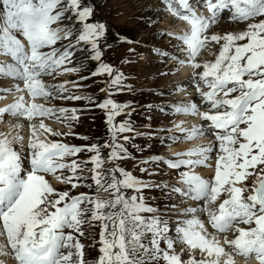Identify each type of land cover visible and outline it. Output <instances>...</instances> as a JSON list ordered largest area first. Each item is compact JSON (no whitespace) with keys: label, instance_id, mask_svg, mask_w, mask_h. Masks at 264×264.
<instances>
[{"label":"snow or ice","instance_id":"1","mask_svg":"<svg viewBox=\"0 0 264 264\" xmlns=\"http://www.w3.org/2000/svg\"><path fill=\"white\" fill-rule=\"evenodd\" d=\"M161 3V11L189 26L175 37L182 42L181 55L152 49L144 58L149 63L153 57L164 63L171 58L174 66L187 68L188 88L181 90L192 88L195 96L158 110L199 123L174 119L157 128L149 115L144 126L149 131L141 132L132 119L133 104L114 99L127 87V77L105 62V48L113 45L90 0H0V50L12 61L0 68L12 85L2 94L12 99L0 107V120L13 128L0 138V255L11 257L12 264H88L82 238L90 234L89 246L99 252L95 264H238L237 258L264 264V0ZM225 19L240 30L217 33L214 25ZM129 52L141 56L136 49ZM69 72L79 74L70 96L64 95L66 84L46 80ZM90 80L104 85L102 101L83 94ZM53 99L85 101L101 110L107 139L84 145L55 139L88 137L71 130L76 110L69 116L67 108L47 106ZM146 108L152 112L153 106ZM121 116L125 119L118 121ZM52 119L69 131L54 130L46 122ZM24 128L26 146L17 131ZM139 138L150 142L140 146ZM200 140L206 143L171 157L135 154L157 144ZM127 161L135 162L140 176L122 166ZM194 169H207V178ZM166 174L175 182L163 180ZM81 188L93 194H76ZM153 191L168 202L162 215L148 204L146 192ZM94 222L98 237L83 227Z\"/></svg>","mask_w":264,"mask_h":264},{"label":"rangeland","instance_id":"2","mask_svg":"<svg viewBox=\"0 0 264 264\" xmlns=\"http://www.w3.org/2000/svg\"><path fill=\"white\" fill-rule=\"evenodd\" d=\"M90 2L95 6L96 18L108 26V43H111L113 47L105 48L107 56L110 57L116 69L122 71L127 77L124 82L125 85L133 82V76H135L134 68L139 65L137 66L138 62L129 63V61L135 59V55L130 53L129 49H135L140 46L141 52H143V46L146 43L155 42L154 36L158 29L152 28V24L148 22L151 17V11L145 8L140 10L141 7L139 5L142 3H137L135 0H90ZM143 14H148L150 17H143ZM220 28L228 31L238 30V27L233 29V26L223 23L220 24ZM220 28L218 29L221 30ZM125 39L134 42L138 41L139 44L125 43L123 42ZM143 66L139 70H143ZM153 69L154 67L151 66L147 71L151 72ZM167 83V81L161 80L158 86L165 87ZM131 96V93L123 92L118 97L120 100H124Z\"/></svg>","mask_w":264,"mask_h":264},{"label":"bare ground","instance_id":"3","mask_svg":"<svg viewBox=\"0 0 264 264\" xmlns=\"http://www.w3.org/2000/svg\"><path fill=\"white\" fill-rule=\"evenodd\" d=\"M143 4H145V5L143 6ZM143 4L139 5V7H141L140 10L145 8V9H148V10L151 11V17L148 14H145V15L143 14V17H145V16L146 17H150V19H149L150 21L149 22H150V24H152L155 21V18L158 17V11H156L154 9V5H152V4H147V3H143ZM139 7H137V8H139ZM160 25L165 26L166 25V21H162V23H160ZM222 27H223V25H222ZM218 28H220V26ZM220 29L222 30V28H220ZM226 29H227V27H226ZM241 264H245V261L242 260ZM247 264H256V261L254 259L253 260H249V261H247Z\"/></svg>","mask_w":264,"mask_h":264}]
</instances>
